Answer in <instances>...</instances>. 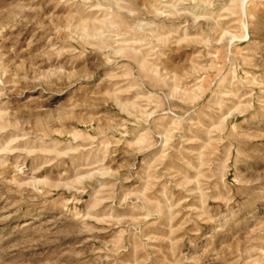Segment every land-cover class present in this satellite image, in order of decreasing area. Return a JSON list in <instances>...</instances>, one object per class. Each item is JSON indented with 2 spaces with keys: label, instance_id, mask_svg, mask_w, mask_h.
<instances>
[{
  "label": "rangeland",
  "instance_id": "1",
  "mask_svg": "<svg viewBox=\"0 0 264 264\" xmlns=\"http://www.w3.org/2000/svg\"><path fill=\"white\" fill-rule=\"evenodd\" d=\"M0 264H264V0H0Z\"/></svg>",
  "mask_w": 264,
  "mask_h": 264
}]
</instances>
